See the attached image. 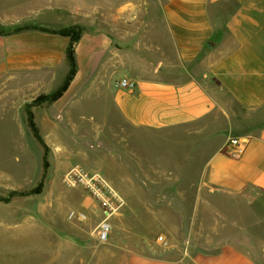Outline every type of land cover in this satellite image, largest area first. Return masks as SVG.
<instances>
[{"label": "crops", "instance_id": "1", "mask_svg": "<svg viewBox=\"0 0 264 264\" xmlns=\"http://www.w3.org/2000/svg\"><path fill=\"white\" fill-rule=\"evenodd\" d=\"M26 1L0 0V22L28 25L35 10L20 13ZM57 4L79 17L67 0ZM139 11L147 26L117 20L83 32L68 89L54 102L30 106L39 131H56L63 168L80 160L121 195L109 240L97 237L102 212L95 199L82 187L60 188L52 177L25 201H0V264H264V0H128L106 17ZM69 43V36L33 28L0 35L2 87L31 101L49 94L66 76L57 70L68 69ZM122 78L135 87H118ZM87 93L99 99L89 116L81 109ZM85 125L118 127L121 152L103 140L104 147L87 151L61 132ZM166 134L169 153L182 149L192 165L186 189L145 180L146 147H159ZM234 136L250 140L240 159L227 145ZM73 209L88 219H69Z\"/></svg>", "mask_w": 264, "mask_h": 264}, {"label": "rangeland", "instance_id": "2", "mask_svg": "<svg viewBox=\"0 0 264 264\" xmlns=\"http://www.w3.org/2000/svg\"><path fill=\"white\" fill-rule=\"evenodd\" d=\"M67 1L68 5L73 8L77 14H79V17H73L71 14L72 11H69L68 9L66 10L64 6L61 7L58 5L57 3H59V0L26 1L23 4L24 9L20 13H25L29 6H32L35 11L34 14L31 15L32 18L30 19L31 21L28 25L33 24L52 30L65 29L70 33H76L79 30L83 33L85 31H91V28L94 30H102L103 27L106 28V26L112 25V21L117 20L124 21V23L128 21V24L131 27L147 26L149 24V19L142 17L141 11L124 19L106 17V15L111 12L112 7L119 5L123 6L128 2V0ZM47 7H49L48 10H44ZM55 8L61 9L58 10ZM134 8L135 6L132 5L131 9L133 10ZM130 36L132 38L133 34H130ZM68 70L69 65L68 69L67 66L62 65L57 70V76L60 78L64 73H66V71L68 73ZM30 98L31 97L23 96L16 97L13 93L9 92V89H4L0 83V201H3V199L8 197H11L10 199H12L14 196L18 197L14 201H25L24 196L27 195L15 194L11 196V193L13 191L23 192L35 188L41 181L44 171H46L44 184L48 178L55 177L54 183L63 189H67L65 188L66 186H64L66 184L63 182V176L72 166L79 164L85 169L92 171V169L86 167L84 163L80 162V160H76L72 165H68V167L63 168L67 161L65 160L66 157L59 154L60 147L59 143L57 144L58 140L56 131H39L41 135L43 132H46V135H44L48 141H46V149H44L43 145L38 142L31 129L28 127V124L25 122L27 116L26 106L28 101L32 102ZM98 105L99 99L97 96L87 93L85 96V104L81 105V109L87 116H89L90 114H96ZM112 118L115 120L117 119V116L114 115ZM86 120L89 121L90 118L86 117ZM128 130L130 132V141H133L132 143L135 145L133 147L136 148L137 143L134 139H132V135L136 134L135 129L130 127ZM61 132L65 133L67 140L72 142L73 140H77V146L85 147L87 151H93L97 148V145L104 147V145L100 142L103 140L106 142L105 148L111 149L110 146H108L109 144L119 153L121 152V147L118 142L121 140L122 135L117 134L121 132L118 127L111 130L106 129L99 131L91 128L89 125H85L81 129H68ZM98 134H100V138L97 137ZM160 139L162 142L160 141L161 143H159V147H155L153 143H149L146 147L149 149L150 154L148 155L147 153V156L143 160L142 164L149 168L151 176L145 175V180L151 185L166 186L170 184H177L179 187L181 186L183 189H186L189 181H187V178L185 177V171L187 169V165L188 169L189 166L192 165H189L186 161V156L182 149H177L175 146L174 153L176 154L169 153V149H173V144L171 145V136H167L166 134V136L164 135ZM70 145L71 148H68V151L69 154L72 155L74 144L70 143ZM155 150L157 155H155ZM45 151L47 153L48 161V167L46 169H44L43 165L45 158L43 155H45ZM125 152L127 151L125 150ZM42 156L43 162L41 163ZM124 156L127 157V155ZM132 164L136 169H140L142 172L145 171V168L137 161H134ZM40 169L41 171L39 174L38 172ZM171 172L173 174H180L181 177L179 179H172L169 176ZM55 173L58 174V177L55 176ZM183 197L186 198V194H183ZM191 197L192 196H189L190 200ZM183 216L185 223L188 218L186 211H183Z\"/></svg>", "mask_w": 264, "mask_h": 264}, {"label": "built area", "instance_id": "3", "mask_svg": "<svg viewBox=\"0 0 264 264\" xmlns=\"http://www.w3.org/2000/svg\"><path fill=\"white\" fill-rule=\"evenodd\" d=\"M117 86L123 89L134 88L135 81L129 78H122L116 82ZM248 137L234 136L227 143L232 151V156L240 159L246 152L249 145ZM63 182L69 187H82L92 196L102 212V219L96 231L100 242H107L110 238L113 226L111 219L120 213L124 201L110 181L99 171H90L77 164L72 166L63 176ZM69 219L87 220L88 215L84 211L71 210ZM162 243L167 244L163 236L158 238Z\"/></svg>", "mask_w": 264, "mask_h": 264}, {"label": "trees", "instance_id": "4", "mask_svg": "<svg viewBox=\"0 0 264 264\" xmlns=\"http://www.w3.org/2000/svg\"><path fill=\"white\" fill-rule=\"evenodd\" d=\"M38 29L41 31H45V32H51V33H60L62 35H66L70 37V43L67 49V62L69 65V70L67 75L65 76L63 82L51 93L49 94H41L38 97H36L32 103H28L26 106V113H27V119H28V124L29 127L33 133V135L35 136V138L38 140V142L40 144L43 145L44 149L47 148V143L44 140V138L41 136L39 130L36 128L34 122H33V115L31 113L30 110V106L31 104H39L42 102H54L55 100H57L59 98V96H61V94L66 91L72 81V79L74 78L76 72H77V63H76V59H75V55H74V44L80 39L81 37V32L80 30L77 31L76 33H70L67 32V30L65 29H61V30H52V29H47V28H42L40 26L37 25H16V24H3L0 22V35H8V34H12L18 31H21L23 29ZM47 151V150H46ZM45 151V158H44V169H46L48 167V161H47V153ZM46 178V171H44L41 181L38 183V185L35 188H32L30 190L27 191H23V192H18V191H13L11 193V196L15 195V194H21V195H29V194H34L36 193L44 184V179ZM11 197L5 198L3 199V201H10Z\"/></svg>", "mask_w": 264, "mask_h": 264}]
</instances>
